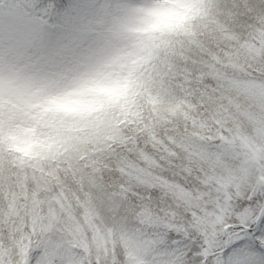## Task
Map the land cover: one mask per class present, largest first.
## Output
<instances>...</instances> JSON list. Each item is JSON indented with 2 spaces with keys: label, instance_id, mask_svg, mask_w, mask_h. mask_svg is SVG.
Instances as JSON below:
<instances>
[{
  "label": "rangeland",
  "instance_id": "374dc122",
  "mask_svg": "<svg viewBox=\"0 0 264 264\" xmlns=\"http://www.w3.org/2000/svg\"><path fill=\"white\" fill-rule=\"evenodd\" d=\"M236 1L181 0L179 6L184 12L178 14L140 0H74L72 7L76 14L73 17L65 14V18L59 19V23L68 20V25L57 27L59 29L48 34L41 46L48 55L29 65L30 71L25 77L26 95L19 88L8 89L9 97L24 96L23 103L5 99L3 81L5 70L13 76L19 75L16 62L21 59V53L10 50L5 54L0 50V264H31L37 247L43 249L42 264L60 261L63 264H120V261L121 264H180L183 258L180 250L165 252L159 238L117 228L110 237L113 249L99 252L96 256L102 262L98 263L84 252L85 244L75 247L68 238H75L72 231L57 226L54 210L46 208L51 201L63 208L55 200L58 189L53 191L52 186L59 187V196L64 197L66 192L72 195L64 180L69 177L66 175H71L76 182L82 177L88 179L95 186L94 191L99 187L92 175L100 174L97 166L104 163L100 149L112 153L111 144L124 141L115 123L128 120L127 116L137 119L140 108L150 107L177 118L180 113L190 115L193 111H197L194 115L205 116L206 111L198 110L196 102L187 99L181 100L183 106H173L177 98L165 91L174 54L180 53L183 57L198 51L206 55L208 67L217 61L218 65L239 62L243 70L258 68L256 47L252 46L257 42L244 43L246 34L256 35L251 20L250 28L247 24L243 31L235 21L226 25L236 11L230 2ZM18 14L14 9L0 8V37L24 38L29 43L41 39L43 35L36 27ZM181 15L187 23L183 31L173 32L161 40L151 37L158 28V21ZM206 31L212 33L215 40L211 41L218 53L207 51ZM88 36L96 37L91 47L73 57L64 71L51 70L59 55ZM6 55L11 57L7 66L3 59ZM33 85H39L35 92ZM255 89L257 97H264L263 89ZM33 95L43 98L33 100ZM150 126L146 125L149 131ZM40 128L48 130L47 141L56 142V151L47 149V141L38 133ZM154 136L145 135L156 139ZM168 138L182 140L173 133ZM257 140L247 143L250 153L243 155L246 160H256L264 153V137ZM261 160L264 162V156ZM80 161L83 166L78 164ZM52 163L53 167L45 166ZM58 170L66 175L61 176ZM40 172H46L53 182L38 179ZM261 180L264 184V179ZM24 194L29 197L22 202ZM72 196L75 201L81 199L79 193ZM35 199L39 202L35 203ZM64 200L68 199L64 197ZM89 200L95 211L91 201L96 202V195L89 196ZM34 203L38 210L46 209L40 215L45 222L35 217L31 209ZM84 219L86 223L91 220L90 216ZM63 231H68L67 235Z\"/></svg>",
  "mask_w": 264,
  "mask_h": 264
},
{
  "label": "trees",
  "instance_id": "16d2710c",
  "mask_svg": "<svg viewBox=\"0 0 264 264\" xmlns=\"http://www.w3.org/2000/svg\"><path fill=\"white\" fill-rule=\"evenodd\" d=\"M230 3L234 5L236 11L226 25L233 21L236 22L238 18L246 19L248 22L251 20L250 23L256 35L247 36L246 34L244 37L247 42L244 43L257 42L252 46L256 47L257 56L255 59L259 64L258 68L249 67L247 70H243L244 66L239 62L218 65L217 61L208 67V71L211 73L209 83H212V78L218 79V82L223 86L224 96L217 101L212 109L206 111L205 116L194 115L197 111H193L190 115L180 113L181 116L177 118L167 115L165 112H156L149 107L147 109L140 108V117L135 120L133 117L127 116L128 120L116 122L115 127L120 130L124 143H110L112 153L100 149L104 154L100 159L104 163L97 166L100 174L92 175L99 187L102 181H107L109 176H112L114 179L123 180V183L119 185L121 194L128 191L129 183L145 193H157L171 206L166 208L171 219L175 216L174 209L177 208L186 210L189 217L203 214L199 209V200L201 199L199 192L193 191L191 185H187L184 180L186 176L191 180V173L194 169H200L204 174L202 178L205 187L207 184H215L223 189L238 191L241 188L250 187L252 183L257 186L262 183L264 162L261 158L264 153L257 156L256 160L253 158L250 161L246 160L243 155L250 153L247 143H254V141H258L257 137H264V97H257L255 94L257 91L255 88L264 90V80L259 78L264 75V44L261 43L264 41V12L253 11L249 7L250 4L258 3V0H237ZM66 4L67 0H0V8L14 9L19 13V16L24 18L23 20H30L38 28L41 19H47L49 11L55 13L56 10L63 9ZM247 24L249 25V23ZM55 25L57 24L53 25L51 31L55 29ZM204 34L205 44L209 45L207 51L213 50L218 53V50L214 49L213 41L215 39L212 38V33L206 31ZM181 55L183 54H174L171 62L180 58ZM250 83L251 85H249ZM165 91L163 90V92ZM163 102L168 103L165 100ZM173 104V106H183L180 99H176ZM24 120L27 123L30 122L29 119ZM147 124L151 125V131L147 130ZM249 132L253 133L249 134ZM171 133L176 134L182 140H168V135ZM148 134L155 135L156 139L145 137ZM214 145H220L222 150L210 147ZM118 146L124 147L125 152L123 159L116 163L114 150L118 151ZM87 147L91 149L90 146ZM109 160H112L113 163H108ZM251 162L257 165L255 166ZM78 164L81 165L82 162ZM52 165L53 163L45 164L47 167ZM85 169L87 168L85 167ZM57 173L61 176L66 175L61 170H58ZM66 176L69 177H64V180L72 190V195L76 197L79 193L81 199L75 201L73 196L66 192L64 197L68 200H64L62 195L59 196V187L52 186L53 191L57 192L58 189V196L55 197V200H58L59 205L61 204L63 208H59L56 201L55 203L51 201L48 202L49 205L46 209L54 210V214L57 215L55 218H58L57 226L60 225L63 228H68V231H72L75 238H68L75 247L79 244L83 247L85 244L86 251H82L101 263L102 259L96 255L102 251L111 252L113 245L110 237L116 228L97 209L96 202L91 201L95 205L97 213L90 206L89 196L96 195L99 187L94 191L95 186L91 185L88 179L82 177L80 182H76L71 175ZM98 176H101V179ZM38 179H44L47 183L52 181L46 172H40ZM25 197L26 194H24L22 202L29 196ZM145 199L150 201L151 196L146 195ZM66 201L69 203L67 204ZM38 202L35 199V203ZM35 203L31 207L35 211V217L39 219V222L40 220L41 223L45 222L46 219H42L40 215L44 214L46 209L38 210ZM156 211V205L145 203L141 209L145 225L152 223ZM163 211L161 210V212ZM49 214L51 213L47 215ZM86 216H90L91 219L88 223L84 219ZM68 231L63 232L67 235ZM137 233L141 235L139 232ZM188 255L190 256V253Z\"/></svg>",
  "mask_w": 264,
  "mask_h": 264
},
{
  "label": "snow or ice",
  "instance_id": "6c2138e0",
  "mask_svg": "<svg viewBox=\"0 0 264 264\" xmlns=\"http://www.w3.org/2000/svg\"><path fill=\"white\" fill-rule=\"evenodd\" d=\"M249 7L264 12V0ZM236 23L243 31L248 21L238 18ZM208 64L206 55L198 51L173 60L167 73L168 94L195 101L198 110L212 109L223 98L224 89L216 78L209 83ZM259 78L264 80V75ZM210 147L222 150L220 145ZM118 148L114 150L116 163L125 152L124 147ZM203 175L200 169H194L191 180L184 177L186 184L199 192L202 215L189 217L186 210L177 208L170 219L166 208L171 206L157 193H145L129 183L128 191L121 194L119 185L123 180L112 176L101 182L96 206L113 227L159 238L165 252L180 250V264H264V184L252 183L238 191L215 184L205 187ZM146 195L151 196L150 201H146ZM146 202L157 206L156 216L147 225L141 215ZM35 253L31 264H42L43 249L37 247Z\"/></svg>",
  "mask_w": 264,
  "mask_h": 264
},
{
  "label": "clouds",
  "instance_id": "9594fccd",
  "mask_svg": "<svg viewBox=\"0 0 264 264\" xmlns=\"http://www.w3.org/2000/svg\"><path fill=\"white\" fill-rule=\"evenodd\" d=\"M140 2L149 3L153 5H158L162 11H174L176 13H183L184 9L179 5L181 0H140ZM74 0H67V4L63 9H58L56 12L49 11L47 13V19H41L38 26L40 31L47 35L54 24L58 23L59 19L67 17H73L76 14V10L72 7ZM187 27V23L184 22L183 16L174 17L170 20L161 19L158 21V28L156 31L152 32L150 35L156 40L166 39L173 32L183 31ZM95 36H88L81 39L79 42L74 43L69 51L59 55L56 59L55 67L51 68L52 71H64L68 65L72 62V58L80 56L95 42ZM0 50L7 54L10 50H18L21 53V59L17 61V69L19 72L18 76H13L7 70L3 74L4 88H5V99H13L17 103H23L24 96L19 99L17 97H9L8 89L10 87L19 88L22 92H25V77L30 71L29 65H34L37 60L41 57L48 55L41 47L38 41L29 43L24 38H10L7 35L0 37ZM11 57L6 55V63ZM43 66V65H41ZM113 71H119L118 69H113ZM39 87V85H33L32 91ZM33 100H40L42 96L33 95L31 97ZM40 136L47 141L48 130L44 128L38 129ZM47 149L50 151L57 150V144L54 141H47Z\"/></svg>",
  "mask_w": 264,
  "mask_h": 264
}]
</instances>
